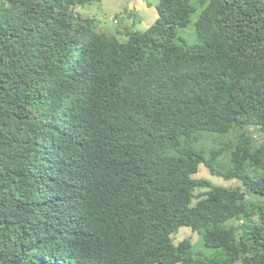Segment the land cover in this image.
<instances>
[{"label":"trees","instance_id":"16d2710c","mask_svg":"<svg viewBox=\"0 0 264 264\" xmlns=\"http://www.w3.org/2000/svg\"><path fill=\"white\" fill-rule=\"evenodd\" d=\"M94 1L0 0V264H264V0Z\"/></svg>","mask_w":264,"mask_h":264},{"label":"rangeland","instance_id":"374dc122","mask_svg":"<svg viewBox=\"0 0 264 264\" xmlns=\"http://www.w3.org/2000/svg\"><path fill=\"white\" fill-rule=\"evenodd\" d=\"M158 0H99L79 6L78 11L83 17L88 16L94 21V29L98 32L108 34H116L119 39L124 40V25H131L134 29L145 30L157 18L155 4ZM195 18V16H193ZM190 24L185 29H179V35L183 36L186 44H194L197 42ZM194 178H205L213 184L222 186H236L239 181L236 179L226 180L221 176L213 175L204 165L198 166V171L192 175ZM206 188L196 189L194 193L205 191ZM251 196H255L249 193ZM194 198L193 203L196 202ZM189 238L191 242L198 239L197 233L188 227H180L178 232L174 234L173 240L178 243L182 239ZM207 256L211 254V249L205 248L203 245L199 247Z\"/></svg>","mask_w":264,"mask_h":264}]
</instances>
